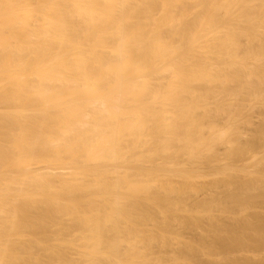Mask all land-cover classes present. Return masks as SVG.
<instances>
[{
	"label": "bare ground",
	"instance_id": "1",
	"mask_svg": "<svg viewBox=\"0 0 264 264\" xmlns=\"http://www.w3.org/2000/svg\"><path fill=\"white\" fill-rule=\"evenodd\" d=\"M260 28H263V30ZM259 30L264 32V0H0V264H154L156 260L158 261L160 258L154 262H151L153 259L150 260V258L152 257V251L156 249L155 243L158 244L157 240L159 241L161 238L162 228L170 224L171 229L176 225V223L174 225L171 221L175 222L177 217L180 220L185 215L188 216V214H185L187 211H193H190L191 208L187 210L189 205L181 203L180 199L179 207H184V205L186 207L187 205L186 208L184 207L186 211L184 208L182 210L183 213L185 212L184 216L181 215V208L179 210L177 205L178 202L175 205H177L176 211L177 213L179 212L180 216H177L176 212L172 210L171 206L174 204V201L171 202L172 198L175 200L174 198L179 194L175 197L172 196L175 195L176 191L183 192L182 190L185 188V186L183 189L180 188L184 183H181L183 185L178 183L179 185L177 186L175 184L174 188L173 185L170 186V184L176 183V180L170 179L173 175L171 173L173 170L171 169L175 168V165L172 163L176 162L179 165V163L181 164L179 161L182 160V156L187 158L186 156L192 157L195 155L198 157V161L200 158L201 161H199L200 163L193 162V164L195 163V166L197 164L201 165L203 160L202 151L205 152L207 160L209 159L207 157H211L213 154L215 156V152L211 156L208 155L213 152V149L215 150V145L219 144V141L222 142V138L226 136L222 134V127L224 126L221 123L223 121L221 122L220 118L219 120L217 119L216 112L220 110V112L227 113L225 111L228 109L224 111L225 105L224 107L222 106L223 109H219L220 107L214 105H219L223 101L219 98L224 91L221 88L225 84L227 88L229 87L227 84H232L229 87L231 89V86L234 84L238 85L241 83L238 86L242 87L244 91V86L246 85L247 87V83L249 82L250 87L254 81L253 88L251 87L250 90L247 88L251 91L259 82L264 83L263 80L260 81L264 79V77L261 78V75L264 74V67L259 66L261 63L264 64V58L261 57L264 54L262 53L264 47L263 49L261 48L262 45L259 47V49H262L259 50L262 53H260V56L257 55L259 54L257 53L259 52L257 51L258 48L255 49V46L258 47L259 43L262 44L264 40L261 38L264 34H261L263 32L260 33ZM243 39L248 40L247 42L245 41L248 46H252V43H254L252 46L254 50L251 47L248 49L246 46V52L244 50L240 52L241 42L245 43ZM255 40L262 42H255ZM251 41L253 42L251 43ZM241 49L243 48L241 47ZM258 57L263 58L260 59L261 63L259 59L256 63V58ZM250 58L251 61L255 60V66L254 64L247 63L250 61H246V59ZM257 65L260 68L254 71V67ZM231 67H235L233 71H236L237 74L240 75V73L246 72L248 76L242 75L243 82L241 81V77L239 82L237 79H234ZM236 68L237 70H234ZM228 69L232 71V75ZM252 70L261 73H259L260 75L257 73L260 76V80L257 78L258 83L256 82V78L255 80L253 79L258 76L256 73H254L255 76L252 75ZM237 71L241 72L238 73ZM226 73L233 76V79L231 80V77L227 76ZM237 74L235 78H239ZM250 74L254 77L252 78ZM248 78L251 79L248 80ZM245 79L247 83H245ZM234 80L237 82H233ZM215 83L217 85L219 83V86L222 87H216ZM242 84L243 86H241ZM260 84L259 87L256 86V91L260 88ZM195 85L199 86V89ZM218 87L219 93L222 92L220 93L221 95L218 94V91L216 92ZM233 88H235V85ZM261 89L262 87L260 91H264V84L263 89ZM226 91L230 93L232 89H225L223 93L225 97ZM233 91H236V93L233 92L234 94L230 93V95L235 96V94H239L237 92L241 94V89L239 91L236 88ZM256 91L251 92L253 95L263 98L262 92L259 95L258 92L260 91ZM251 92L248 93L250 94L249 96L252 95ZM254 92L256 93L254 94ZM208 96L213 97L212 102L214 104L208 100L210 98ZM230 97L226 98L230 99ZM232 97L229 101L233 98L235 100L237 96ZM215 99L217 101L220 100V103L219 101L215 103ZM255 99L258 101L257 97ZM262 100L259 102H264V98ZM210 102L218 109L214 107L216 109L214 110L212 107H208V105H211ZM226 102L224 99L223 103L226 104ZM256 104L260 105L258 102ZM206 106L208 112H206ZM226 106H228V103ZM229 107H233V104ZM209 108H212L214 112L216 111V115L213 113L210 115ZM239 108L241 109L242 107ZM239 108L237 111H239ZM211 110L210 112H213ZM237 111L235 110L233 113ZM240 111L242 113L243 110L241 109ZM205 114L209 115V117ZM219 114L218 116H222L221 119L224 120L225 116ZM236 114L241 116L240 112ZM201 115H205V118H209L210 120L212 115H215V118L213 116L215 120L211 121V127L209 126L211 133H209L208 129L205 131L204 128H207L209 124L204 125L202 123L207 122V120L204 117L201 118ZM229 115L230 118H233L231 114ZM239 116L237 117L240 118ZM235 117L233 118L234 120L227 117V120H233V122L224 121L223 124L226 122L230 124L241 120L237 119V117L236 120ZM203 118L204 120L200 122V119ZM245 118L247 119L246 116ZM216 120L221 122L218 124L220 129L215 124L218 121L214 122ZM212 122L217 127H213ZM229 124V127L236 128L237 123L235 126L233 124H230V126ZM229 127H224L226 130H223L224 133L228 134L230 131H233ZM237 128L234 129V133L235 131L237 132ZM188 129L191 130V135ZM241 129L240 132H242ZM184 130L186 132L188 130L189 132L184 133ZM207 131L210 135L204 133ZM212 133L216 135L217 139L220 136L222 138L217 141V139L215 140V136L212 137ZM230 133L233 135L228 134L231 136V138L229 136V142L232 145V137H235L234 135H237V133ZM208 135L212 138L210 139ZM224 139L226 138L224 137ZM226 140L223 142H227ZM238 144L240 143L238 142ZM226 145H228V142ZM233 146L236 148L235 145ZM228 148L230 150L233 149L231 147ZM210 150L212 151L209 153ZM233 150L232 153L228 152L232 156H236V153L238 155L239 152H242L238 151V148ZM206 152L209 154L207 155ZM181 153L182 156L180 157ZM258 154L255 156L258 157ZM242 155L244 156V154ZM195 156L192 158L196 159ZM241 157L240 155V160ZM164 158L166 159L164 160ZM173 159L180 160L174 162ZM206 159L204 158L203 164L207 161ZM216 159H213V162H220L214 161ZM232 159L234 160V157ZM189 160L187 161L189 162ZM220 160L223 161V159ZM227 160L226 164L224 161L222 162L225 166L219 167L223 169L227 167L226 165H229ZM171 161L173 162L171 163ZM235 163L234 161V166ZM168 164L170 169L166 167ZM193 164L191 166H194ZM172 165H174L173 168H171ZM237 165L239 166L240 164L238 163ZM229 166L231 169V164ZM179 167L177 166L178 169ZM255 167L257 166L255 165ZM221 168L218 170L223 175V169ZM165 169H168V172ZM197 170L196 168V172ZM229 171L227 170V172ZM192 172L194 174V171ZM192 172L184 171V174L180 173L181 178L185 176L182 181L189 183L192 180H196L195 178L200 179V173L198 174L199 178L193 177L192 179V176H194ZM256 172L258 171L256 170ZM247 173H244V176ZM230 174L227 176L226 172H224L225 178L228 177L227 181L230 179ZM250 174L253 175L252 172ZM208 175L206 177L210 178ZM260 175L258 176L261 177L262 175ZM258 176V179L254 176L252 178L254 177L255 180H258L259 183L256 182L260 186L262 184H260L261 181ZM212 177L214 178V173ZM247 177L251 179L250 175ZM186 178L188 180L185 181ZM225 178L224 180H226ZM238 178H240V181L242 180L240 174ZM243 178L244 180L246 179L245 177ZM216 179L217 177L215 181ZM171 180L173 181L169 184ZM247 180L246 182H248ZM251 180L250 182L252 183ZM261 180H264V177ZM162 181L166 183L162 186L164 188V190L162 189L164 191L163 196L166 197L167 194L170 196L166 198H168L167 201L171 199L169 200L171 203L168 202L171 205H166V198H161L163 196L158 199L162 192V190L160 191L161 187H159L162 185ZM165 181L168 182L170 187ZM227 181H224V183ZM246 182H243V184ZM250 182L249 184H251ZM217 183L219 184L218 179ZM247 184H244V187H247ZM191 185L190 187H192ZM229 185L236 186L233 184ZM241 187L243 186L241 185ZM175 188L179 190L175 191ZM156 189H159V194L156 193V191L158 192ZM250 189L251 187H249ZM229 190L230 192L232 191L231 189ZM233 191L235 190L233 189ZM170 192H173L174 195H171ZM211 192L210 195L212 194V197L209 194L207 196L213 199L215 193ZM239 192L242 193V189L238 191V194ZM255 192L257 193V191ZM260 192L259 194L258 191L259 195H255L258 198L260 196L264 200V190ZM254 193L253 197L249 196L252 199L248 197L251 203L245 200L248 206H250L249 204L254 205V207L256 205L254 202L258 198L255 197V200H253ZM181 194L183 195L185 192ZM238 194L236 193L235 196ZM246 195H249V193ZM179 196L181 198L184 197V195ZM185 198L187 200L188 197L185 196L183 198L184 202ZM237 198L233 196L229 199L231 201L228 202L234 203L232 199L237 201L239 200ZM241 198H243L242 195ZM244 199H247V197ZM244 199H241V201L243 200L242 203H244ZM204 200L205 198L201 202L198 200L203 204L199 205L198 203V205L204 206L207 210L209 208H206L204 205ZM213 200L216 201V199ZM213 200H209L208 198L207 201L210 204H208L209 202L206 203L207 201L205 203L209 207L212 204L214 208L213 203L216 205V202L211 203ZM146 202L147 205L149 203L151 208L146 206ZM157 202H160L161 206ZM246 202L245 205H247ZM155 204L160 206H157L160 209L158 211H161L159 212L160 214H166V210L170 213L169 208L171 207V214L175 213L177 216L169 214L171 218L174 217L170 221L171 218L169 219L167 214V216L163 215L165 218H168H166L167 223H165L164 217L161 220L167 225H160L162 222L158 221L161 230L159 229L160 233L158 232L160 235L158 236L157 234L160 238H157L155 235L156 241H154V234L156 232H153L158 229V225L155 226L160 216L157 207L155 211L159 215H157L158 219L151 220L153 224L149 223L151 218H157L155 217V212L151 213L153 211L151 209H154ZM228 204L226 205L229 207L225 205L224 207L221 206L222 209L229 208L228 210L224 209L223 212H226V210L230 212L232 208L234 210L239 208V206L237 208L235 204H232L234 207L232 206L230 209L231 205ZM241 204L240 207L246 208L243 207L245 205L242 206ZM221 208L219 210H222ZM198 209H201V207L196 210ZM212 209L208 210L209 216ZM255 209L257 210V208ZM203 210L201 209V211ZM198 212L199 215L207 213V211L205 213L196 211L195 213ZM189 215L191 216L190 213ZM197 218L190 217L189 221L190 219L191 221L192 219L196 221ZM258 218L255 217V220ZM179 220L177 221L180 226L181 222L186 223L187 221L186 219H183L184 221L180 220L181 222ZM189 221L188 223L191 225ZM195 221H192V226ZM148 223L154 225V228L150 226V230L146 231L147 228L145 227L146 230H144V225L148 226ZM188 223H186V226ZM230 223L229 226H232L233 222ZM246 223H243L244 229L247 225ZM226 224L225 222L224 225ZM236 225L240 227V224ZM258 225L257 228L263 226L264 219L262 225L259 223ZM176 226L174 228L177 231L179 227ZM220 226L216 227L220 228ZM227 226L228 224L226 225V229ZM254 226L256 227V225ZM136 227H139V229ZM234 227L232 226V229ZM167 228H163L164 230L162 231L164 232ZM257 228L255 229L257 230ZM261 228L263 230V227ZM136 229L138 233L135 231ZM234 229H236L234 230V235L236 231H240L238 230L240 228ZM241 229L243 230L242 227ZM246 229L245 235H247L246 232L248 231ZM175 230L172 228L170 232L174 231L173 233L175 234ZM211 230H213L212 232L215 230L217 233L221 231L220 234L212 233L219 235L220 238L226 233H223L222 229H215L214 227ZM259 230L258 234L256 233L257 235H259ZM228 231L231 233L230 230ZM253 232V236H250L251 239L255 236V231H250V233ZM263 232L261 231V235L264 236ZM133 233H136L137 236ZM139 233L142 236H138ZM165 233L166 231L161 235L163 238L160 241L163 240L160 243V249H162L161 247L163 249L160 251L165 250L164 247H167L168 244L171 247L170 243H167L169 239H166L169 236H165L166 240H164ZM173 233L169 234L172 235ZM169 234L167 233V235ZM174 234L172 237L170 236L173 238H170V240L174 241L175 237L173 236L179 233ZM226 234L227 239L230 241V237L228 238L229 233L227 232ZM239 234L238 236L237 234L236 236L233 235L234 237H232V233L229 235L232 237L231 240L238 237L243 241L242 237H247L242 235V233L241 237ZM214 235L210 236L214 237ZM257 235L254 239H257ZM179 236L177 237L180 242L177 241L183 245L181 242L183 238ZM219 236L215 237L221 243V240H224L225 236L221 240L218 238ZM186 239L184 240L186 241ZM170 240L169 242H171ZM261 240H254V242L261 246L264 243ZM173 241L171 243L175 244ZM215 241L214 245H217L218 243ZM226 241V239L223 241V246L226 244ZM229 241L227 243H230ZM233 241L231 242L233 243ZM236 241L238 242V240ZM249 241L247 240V243L244 244L248 245ZM251 241L249 242L250 246H252ZM240 243L241 241H239ZM255 243L252 242L253 246ZM165 244L167 245L164 246ZM234 244V247L238 250L237 246L239 248V244ZM242 244L239 250L243 248ZM190 245H193V242L192 244L190 242ZM194 245L196 247V244ZM221 245H217L221 247V250H228L230 248V245L226 244L228 249L225 246L222 249ZM200 246L196 247L198 252L195 248H191L193 252L198 254L201 252L199 250ZM217 246L215 247L217 248ZM250 246H244L246 248L245 251H248L247 248ZM153 247L154 250H151ZM157 247L159 246L157 245ZM261 247L263 248V246ZM261 247L251 249L250 251L261 250ZM191 248H188L190 253H192ZM245 248H243V252ZM188 249H185V252ZM203 249L201 250L204 251ZM205 249L207 251V248ZM147 251L150 253V258L146 253ZM167 251L169 252V250ZM167 251L164 252L167 253ZM181 251L184 255V250ZM181 251L178 252L181 254ZM156 252L155 255L153 254L155 258L159 255ZM206 253L200 254L204 257ZM180 254H177V258L173 254V257L178 259V261L175 258H173L175 260H172V257L166 258L165 261L171 263L172 261H175V263L177 261L182 264V261L185 259L182 257L186 254L184 256H180ZM210 254L211 257L212 253L210 252ZM162 256H165V254ZM178 256L180 259L182 258L181 261H179ZM189 256L187 259H189ZM194 256L190 257L193 259L198 258H194ZM234 257L236 258V256ZM247 257L249 258V256ZM260 258V261H262L264 257L260 256ZM162 259L164 258L162 257ZM190 260L185 259V262H194ZM239 260H235L237 264ZM255 260L257 262V259ZM160 261H162V263L160 262L161 264H165V261L161 259ZM256 262L254 261L255 264ZM175 263L173 262L172 264ZM234 263L236 262L230 264ZM254 263L252 262L251 264Z\"/></svg>",
	"mask_w": 264,
	"mask_h": 264
},
{
	"label": "rangeland",
	"instance_id": "2",
	"mask_svg": "<svg viewBox=\"0 0 264 264\" xmlns=\"http://www.w3.org/2000/svg\"><path fill=\"white\" fill-rule=\"evenodd\" d=\"M260 29L263 30V28H260ZM262 30H261V31L259 30V32H260V33L263 32ZM261 34H264V32L261 33ZM263 37H264V36H262L261 38L264 39ZM259 39H260V38H259ZM243 41H244V42H245V41L247 42L248 40H244V39H243ZM256 41L259 42L260 40H259V41H258V40H255V42H256ZM246 42H245V43H242V42H241V47H242L243 49H241V47H240V48H239V49H240V50H239L240 52H241V50H244V51L246 52L245 49H247V47H248V49H250V47H251V48L254 50V47H252V46L254 45V43H252L253 41H251L252 46H248V44H247ZM260 42H262V41H260ZM263 42H264V40H263ZM263 42H262V44L259 43V46H258V47L255 46V47H256L255 49L258 48L257 51L263 49V47H264V43H263ZM242 44H243V45H242ZM249 44H250V42H249ZM255 45H256V43H255ZM257 45H258V44H257ZM260 45H262V46H261L262 49H259ZM244 46H245V47H244ZM246 46H247V47H246ZM250 51H251V50H250ZM263 51H264V49L262 50V53H264ZM242 53H243V51H242ZM257 53H259V54H257L258 56H260V55L262 54L260 51L257 52ZM260 53H261V54H260ZM243 54H245V53H243ZM263 55H264V54H263ZM263 55H261V57L264 58ZM263 58H259V57L256 58V60H257L256 63L258 62V59H259V61H260V59H263ZM247 60L250 61V62H247L248 64H249V63L254 64V61H255V60H254V61H251V58H250V59H246V61H247ZM252 60H253V57H252ZM252 62H253V63H252ZM262 62H263V61H262ZM256 63L254 64V66L256 65ZM260 63H261V61H260ZM260 63H259V64H260ZM251 64H250V66H251V68H252V65H251ZM261 64H262V63H261ZM261 64H260L259 66H260V67H261V66L264 67V64H262V65H261ZM259 66L257 65L256 67H254V71L259 70V69H257V68H260ZM231 68H232V67H231ZM233 68H235V67H233ZM233 68L231 69L232 71H233ZM255 68H256V69H255ZM229 69H230V68H229ZM229 69H228V71H231V70H229ZM252 69H253V68H252ZM262 69H263V68H262ZM234 70H237V68L234 69ZM228 71H227V73H229ZM232 71L230 72V74L232 73ZM252 71H253V70H252ZM254 71L252 72L253 74H252V73H251V74L255 76L254 73H256V75H257L258 77H254V76H253V77H254V78H253V77L251 76V74H250V76H251L254 80H255V78H256V79H257V78L259 79V77H260L259 75H260L261 73L259 72V73H260V74H259L258 71H257V72H254ZM237 72H238V71H237ZM240 72H241V71H239L238 73H240ZM227 73H226V75L229 76V77H231L230 79L232 80V79H233V78H232L233 76H231L232 74L229 75V74H227ZM235 73H236V71H233L234 79H237L238 81H239L240 77H241V81L243 80V79H242V78H243L242 75H244V76H245V75L248 76L246 72H245L246 74H245V73H243V74L240 73V75L236 73L237 76L239 75V78H237V77L235 78V76H236ZM257 73H258L259 75H258ZM246 76H245V77H246ZM250 76H249V77H250ZM245 77H244V78H245ZM262 77H264V74L261 75V78H262ZM249 79H251V78H248V80H249ZM258 79L256 80L257 83L259 82ZM231 80H230V81H231ZM245 80H246V79H245ZM245 80H244V82H245ZM259 80H260V79H259ZM262 80L264 81V79H261L260 81H262ZM251 81H252V80H251ZM251 81H250V82H251ZM233 82L236 83L237 81L234 80ZM233 82H231V83H233ZM239 82H240V81H239ZM242 82H243V81H242ZM245 83H247V80H246ZM260 83H261V82H259V84H260ZM233 84H234V83H233ZM240 84H241V83H240ZM240 84H238V85L240 86ZM243 84H244V83H243ZM243 84H242L241 86H243ZM253 84H254V81H253L252 85H253ZM259 84H257V85L255 84V85L259 87ZM263 84H264V83H261V84H260V88L262 87V89H263ZM199 85H200V84H199ZM214 85L217 87V86H219V83H218V85H217L216 83H215ZM230 85H232V84H230ZM230 85L227 84V86H229V87H230ZM234 85H235V88H233ZM234 85L231 86V87H232V88H231L232 91H230V93H231V94H232L233 92L236 93V91H233V90H234V89L236 90V88H237V90L239 89V91H240V89H241V94H240V92H237V93H239V94H235V96H233V95H230V93H228L227 91L225 92V94H226V97H230V96H231V97H232V96H233V97H236V96H237V97L235 98V100H237V99L239 98L240 100H239V99L237 100L238 103H237V101H236L235 103H233V102L235 101L233 97H232L233 99H232L231 101H229V100L231 99V97H230V99H228V98H226L225 95L223 94L224 91H225V89L231 90L229 87H228V88L226 87V84H225V86H223V87H222V86H219V87L224 88V89L221 88V90H224V91H223V93H222V92H220V93H222V96L224 95L223 97H225V98H223V97L221 96V97L223 98V99H222L219 95H218V97H220L219 99H220L221 101H222V100L224 101V99H225V102H226V100H227L226 104L228 103V106H226V104H224L223 101L220 103V100H218L219 103H220V104H219L220 106H219L218 104H214V103L212 102V101H213V97H212V96H208V98L210 97L208 100L211 101L215 106L220 107L219 109H223L222 106L224 107V105H225L226 109H225V107H224L223 110L225 111V110L228 109V110L225 111V112L231 114V117H233V118H234L236 115L239 116V114H236V113H239V112H240V115L243 116V117L239 116L240 118H238V117L236 116L237 119H239V120L241 119V120L238 121V120L236 119V117H235V119L237 120L236 122H234L235 124H234V123H230V124H233L234 126H235L236 123H237L236 128L238 127L239 129L237 128V132L235 131V133H234V129H236V128L234 127V129H233L232 127H229V126H228L229 122H226V123H228L227 125H225L226 123L223 124L224 121H230V120H227V117L230 118V115H229V114L224 113V112L221 111L222 113L225 114V115H224V114H222V113L220 112V110H219L220 114H222L223 116H225V119L222 120V119H221L222 116H220V117L218 116L219 112H216V111H215L216 114H217V117H218L217 119L219 120V118H220L221 122H222V121H223V122L221 123V122H219L218 120L214 121V122H217V121L219 122V123H218V122L215 123L216 125H218V124L221 123L225 128H228V127H229V128H231V129H233V131H230V132H232L233 134H236V133H237V135H234L235 137H232L231 142H233L232 145H235V147L238 148V151H242V152H239L238 155H237V153H236V154H235L236 156H234V155L232 156V154H229L230 152L232 153L233 151H236V150H233V149H236V148H234V146L232 147L231 143L229 142V141H230L229 136L232 135V134H231L230 132L228 133V134H230V135H228L226 132H225V133H226V134H225L224 131H223V130H225V128L221 126V127L223 128V129L221 128V129H222V134L228 136V137H226V136H224V137H225L226 139H229V140H226V139H224V137L222 138V137L219 135L220 138H222V142L219 141V144H216V142H215V144H216V145H215V146H216V147H215V150H216V151L212 148V149H213V152H211L212 150L209 151V153L211 152L210 154H209L208 152H206L207 155L209 154L208 156H211V155L215 152V156H213V155H214V154H213V155H212L213 157H212V156H211V157H207V158H209L208 160L206 159L205 152H203V151L201 152V153L203 154V156H205V157L202 156V158H203V160H202V162H201L202 167H201L200 164H199L200 166H199L198 164H197V166H199V167L202 168V169H200L199 167L195 166V165H196L195 163L193 164V162L200 163L199 161H201V160H200L201 158H200L199 161H198V157H196L195 155H194V156L196 157L197 160H196L195 158H192V157H194V156H192V157L186 156L187 158H185V156L183 157V156H182V153H181L180 157L182 156L183 158L181 157L182 160H180V159H179L180 161L178 160L179 162H181V164L179 163V165L175 162V161H177V160H174V159H173L175 163H172L173 161H171V163L175 165V168H177V166H178V167H179L180 165H181V166L179 167L180 171H178L179 169H178V168H177V169L173 168L174 165H172L171 168H173V169H171V170H173V172L171 171V173H173L172 176H173L174 178L171 176L170 179H173L174 181L176 180V183L170 184V183L173 181V180H171V181L169 182L170 186L173 185V188H174V185H175V184H176L175 186H177V185H179V184H180V185H183V184H181V183H184V185L181 186L180 188L183 189L184 186H185L186 189L184 188V189L182 190L183 192H181V191H176V190H179V189H178V188H175V191H176L175 195L173 194V192H170V193H171V195H174V196H172V197H175L177 194H179V195H181V196L184 195V197H185V196L188 197L187 200H186V198H185V202H184V199H183L184 197L181 198L179 195H177L178 197L176 196L177 198H176V197L174 198L175 200H177L176 202H175V200H173V198L171 197V198H172V201H171V202L174 201V202H173L174 204L172 203L173 205L171 206V207H172V210H174L173 212H176L177 216L179 215V214H178L179 212L177 213L176 209H177V205L179 204V202H180V200H181V203L183 202L184 204H188V205H189V206H188L189 208H187V210H188V209L190 210V208H191L190 211H192V210H193V211H192V212L187 211L186 213L184 212L185 214H188V216H187V215L184 216V213H183L182 210H183V208L185 207V205H184V204H180V205H182V206L184 205V207H181V206L179 207V205H178L179 210H180V208H181V213H182L181 215L184 216V217L181 216L182 218H181L180 220H181V221H184L183 219H186V220H187L186 223H188L190 217H191V218H194V219H196V217H198V218H197L196 221H195L194 219H192V221H195L193 226H192L193 222L191 221V219H190V221H189V222L191 223V225H189V223H188L187 226H186V223L184 222L185 225H183L184 223L181 222V221L179 220V218L176 216L175 213H172V214H173L174 216H176L178 219L175 217V218H176V219H175L176 221H175V220H174L175 222L171 221L172 218L174 219V217L171 218V215H172V214H171V211H172V210H171V207L169 208L170 213L168 212V210H166V214L168 215V218H169V219L171 218L170 221H171L172 223H174V225H175V223H176V225L179 224V222H178L177 220H179V221L181 222V226H180V224L177 225V226L175 225L176 227H179V228H177V231H176L175 228H174L175 226L172 225V226H174V227H172L173 230H175L176 233H179L180 236H179V234H177L176 236H173V237H175L174 241H173V240H170V238H171L172 235L174 234V233H173L174 231H173V232H170V231L172 230V228L170 229V227H171L170 224H169L168 226H166V227L169 228V230H168V228H167V230L165 229L166 233L164 234V240L169 239L171 242H172V241L175 242V244L169 242V240H168L167 243H170L171 247L169 246V244H168V245L165 244L164 246L167 245V247H170V248H172V249H170V248H169V249H166L167 247H164L165 250L160 251V250L163 249V247H161L162 249H160V243H161V241L163 240V239H162V240L160 241V239L163 238L161 235H163V233L165 232V231L163 232L162 230H164L163 228H166V227H163L162 230H161V229L159 228V227H160L159 224L162 222L160 225H162V224H163V226L167 225V224H165V223H167V219H168V218L166 217V218H167V219H166V218L163 216L165 213H164V214H160V213H159V212H161V211H158V210H160L159 207H160L161 205H160V202H157V203H159L160 206L155 204V205H154V209H153V208L151 209V210H153L151 213H153V212L156 213V212L158 211V214H159L160 216L156 213V214H155V215H156L155 217H157V218H151V219L149 220V221H150L149 223H152V221H154L153 219H155V220L158 219V216H159V219H160V220H159V219L157 220V224L155 223L156 221L154 222V223H155V226L158 225V226H157L158 229L155 228L157 231H154L153 229H151V230L154 231L153 233L156 232V233L154 234V237H155V235L157 236L158 232L160 233V230H161V235L158 234V236L160 235L161 238L157 236V238H160L159 241H158V240L156 239V237H155V240H154V241L157 240L158 244L155 243L156 247H155V246H154V247H155L156 249L154 250V247H153V249L151 248V250H154L155 252L157 251L156 253H157V254L159 253V255H160V254H162V255L165 254V256H168V257L162 256V255L159 256V255L156 254V255H157V256H156L157 258H155V257L153 256V254L155 255V252L152 251V253H151V254H152V257L150 256V257H151V258H150V257H149V254H150V253H148L149 251H147L146 253H147L148 257L150 258V260L153 259L151 262H154L156 259H159V258H160L161 260L165 261L166 258H171V257H172L171 259H172V260H175V259L177 258V254H178V255L180 254V252H178V251L184 250V251H183V253H184V252H185V249H188V248H191V247L193 248V245H194V244H196V247H197V246H200V244H202V246L204 247V249H203L202 246H200L199 250H200L201 252L198 253L199 255L196 254L195 252H193V249H194V248L196 249L195 245H194V248H193V249L191 248V249H192L191 252H192L193 254L190 253V250L188 249L189 252H187V251H188V250H187V251L185 252L186 255L184 254V255H185V256H184V255L182 254V251H181L180 256L183 255L184 257H182V258H185V259L188 260V261L190 260V258L192 257V255H195L194 258H197V257H198L197 259H193V258H191V260L194 261L193 263H191V262H192L191 260H190V261H191L190 263H188V261H186V262H187V263H186V262H185V259H184V261H182V264H185V263H186V264H194L195 261H196L195 264H228V263L230 264V263H233V262H236V263H234V264H237V261H238L239 259H240V260H239V263H238V264H244V263L246 264L247 262H248L247 264H251L252 262L254 263V261L256 262L255 259H257V262H258V263L262 264V262H263V264H264V258L262 259V261H260V259H261L260 256H261V257H264V243H262V245L260 244L261 246H263V248H262L261 246H259V244H256V243L254 242V240H260V239H262L261 241H264V236L261 235V231H264V225H263V226H260L259 228H257V226H259L258 223H259L260 225H262V221H263V219H264V218H263V217H264V214H263V213H264V200H262V199L260 198V196H259V198H258V196H257V195H259V194L261 193V192H260L261 190H262V192H263V190H264V187H263V186H264V180H261V179H263V177H264V175H263V174H264V122H263V121H264V105H263L264 102L260 103L261 101H263L262 99L264 98V96H263V95H264V93H263L264 91H260V88H258V91H260V92L256 91V89H257L256 86H254V89L256 88L255 90H254V89L251 90V91H256V92H258L259 95H261V92H262V96H263V98H260L261 96L258 97V95H257V96H256V95H253L252 92L249 91L251 87L253 88L252 85L249 87V82L247 83V87H246V85L244 86V87L246 88V89L244 88V91L242 90V89H243L242 87L240 88L237 84H234ZM215 86H214V87H215ZM195 87H197V86L195 85ZM198 87H199V86H198ZM198 87H197V88H198ZM216 87H215V89H217ZM219 87H218V90H216V92L218 91V94H220V93H219ZM247 88H248L249 90H248ZM198 89H199V88H198ZM262 89H261V90H262ZM221 90H220V91H221ZM263 90H264V89H263ZM247 91H249V92H247ZM250 92H251V94L253 95V96L251 95L252 97L249 96L250 94H248V93H250ZM256 92H254V94H255ZM195 93H196V92H195ZM227 93H228V95H227ZM234 93H233V94H234ZM220 95H221V94H220ZM244 96H246V97H244ZM254 96L258 98V101H257V99H255ZM197 97H198V96H197ZM246 98H247V99H246ZM251 98H252V99H255V100H252ZM259 98H260V100H259ZM250 99H251V100H250ZM215 100H216V99H215ZM215 100H214L215 103L218 102L217 100H216V101H215ZM247 100H248V101H247ZM239 101H240V104H239ZM241 101H242V102H241ZM251 101H252L253 103H252ZM255 101L258 102V104H260V105L258 106V105L256 104ZM259 101H260V102H259ZM211 102H210V104H211ZM229 102H230V103H229ZM243 102H244V103H243ZM222 103H223V105H221ZM242 103H243V104H242ZM248 103H250V104H248ZM229 104H230V105H229ZM232 104H233V107H234V108H233V107H229V106H231ZM245 104H246V106H245ZM247 104H248V105H247ZM211 105H212V104H211ZM211 105H208V107H212V108L214 109L215 106H213V105L211 106ZM234 105H235V106H234ZM254 105H255V106H254ZM256 105H257V106H256ZM252 106H253V107H252ZM227 107H228V108H227ZM239 107H242V108H241V109L243 110L242 113H241V111H240L241 109H240ZM243 107H244V108H243ZM245 107H246V108H245ZM254 107H255V108H254ZM212 108H211V109H212ZM215 108H217V107H215ZM235 108H236V109H235ZM238 108H239V111H237ZM206 109H207L206 112H208V108H207V106H206ZM206 109H205V110H206ZM209 109H210V108H209ZM211 109H210V110H211ZM213 109H212V110H213ZM217 109H218V108H217ZM229 109H231V110H229ZM232 109H233V110H232ZM244 109H245V110H244ZM246 109H247V110H246ZM201 110H203V109H201ZM205 110H204V111H205ZM210 110H209V114H210V115H211V113L215 114L214 110H216V109H214L213 112H210ZM212 110H211V111H212ZM235 110H236L237 112H236V113H233V112H235ZM201 112H203V111H201ZM206 112H204V113H206ZM230 112H231V113H230ZM246 112H247V113H246ZM249 112H250V113H249ZM204 113H203V114H204ZM245 113H246V114H245ZM216 114H215V115H216ZM220 114H219V115H220ZM226 114H227V117H226ZM235 114H236V115H235ZM250 114H251V115H250ZM205 115H206L207 117H209V115H207V114H205ZM205 115H204V116L201 115V118H202V117L205 118ZM215 115H212L211 120H210L209 118H205V119L207 120V122H205V123L202 122V121L204 120V118H203V119H200V122H202L204 125L209 124V125H207L208 127H207V126H204V127H207V128H204L205 131H206V129H208L209 133H211V132H210V130H211V128H210V127H211V121L215 120V119H214V118H215ZM228 115H229V116H228ZM233 115H235V116H233ZM248 115H249V116H248ZM213 116H214V118H213ZM245 116L247 117V119L245 118ZM250 116H251V117H250ZM252 117H253V118H252ZM223 118H224V117H223ZM233 118H230V119H233ZM244 118H245V120H244ZM242 119H243V121H242ZM233 120H234V119H233ZM233 120L230 121V122H233ZM214 122H212V124H213ZM260 123H261V124H260ZM215 124H213V127L216 126ZM230 124H229V125H230ZM233 125H232V126H233ZM238 125H239V126H238ZM209 126H210V127H209ZM227 126H228V127H227ZM230 126H231V125H230ZM240 126H241V127H240ZM245 126H246V127H245ZM216 127H217V126H216ZM217 128L220 129L219 125H218ZM241 128H242V129H241ZM186 129H187V128H186ZM212 129H213V128H212ZM240 129H241L242 132H240ZM259 129H260V130H259ZM188 130H190V129H188ZM188 130H187V132H186L185 130H184L185 132H184V131H182V132H184V133H188V132H189ZM202 131H204V130H202ZM208 131H207V132H204V133L207 135V134H209ZM225 131H226V130H225ZM189 133H190V135H191V130H190ZM239 133H240V134H239ZM241 134H242V135H241ZM209 135H210V134H209ZM209 135H208V137H210ZM211 135H212V137L215 136V140L217 139L215 134L212 133ZM239 135H240V136H239ZM232 136H233V135H232ZM237 136H238V137H237ZM212 137H210V139H211ZM240 137H241V138H240ZM220 138L218 137V139H220ZM230 138H231V136H230ZM237 138H238V139H237ZM208 139H209V138H208ZM218 139H217V141H218ZM223 139L226 140V141L228 142V145H226L227 147L225 146V144H227V142H223V141H224ZM213 140H214V139H213ZM238 140H239V141H238ZM246 140H247V142H246ZM234 142H235V143H234ZM236 142H237V144H236ZM238 142H239L240 144H238ZM243 142H244V143H243ZM217 143H218V142H217ZM244 144H245V145H244ZM217 145H218V148H217ZM221 145H222V146H221ZM250 146H251V147H250ZM254 146H256V147H254ZM228 147H231V148H233V149L230 150V148H228ZM239 147H241V148H239ZM248 147H249V148H248ZM252 148H253V149H252ZM254 148H255V149H254ZM228 149H229V150H228ZM239 149H240V150H239ZM242 149H243V150H242ZM205 150H206V149H205ZM232 150H233V151H232ZM257 150H258V151H257ZM260 150H262V151H260ZM199 151H200V150H199ZM206 151H208V150H206ZM223 151H224V152H223ZM248 151H249V152H248ZM250 151H251V152H250ZM228 152H229V153H228ZM236 152H237V151H236ZM243 152H244V153H243ZM247 152H248V153H247ZM184 153H185V152H184ZM199 153H200V152H199ZM225 153H227V154L224 156ZM245 153H246V154H245ZM251 153H252L254 156H253ZM258 153H259V154H258ZM196 154H198V153L196 152ZM217 154H218V155H217ZM219 154H221V155H219ZM233 154H234V153H233ZM242 154H244V156H243ZM248 154H249V157H248ZM256 154H258L259 156H258V157L255 156ZM183 155H186V154H183ZM222 155H223V157H222ZM240 155L242 156V157H241V160H240ZM237 156H239V157H237ZM162 157H163V156H162ZM165 157H166V156H165ZM180 157H178V158H180ZM216 157H217V159H216ZM220 157H221V158H220ZM226 157H227V158H226ZM228 157H229V159H228ZM230 157H231V159H230ZM232 157H234V160L232 159ZM159 158H160V157H159ZM167 158H168V157H167ZM174 158H175V157H174ZM204 158H205L207 161L204 162V164H203V161H205ZM210 158H211V160H210ZM224 158H225V160H224ZM242 158H243V159H242ZM165 159H166V158H164V160H165ZM189 159H190V160H189ZM192 159H193V160L195 159V160L193 161ZM213 159H216V160H214V161H220L221 164H220V162H213ZM218 159H219V160H218ZM220 159H223L224 163H225L226 160L228 159L227 161H228L229 165L231 164L232 168H234V167H235V168L232 170V168L230 169V166H229V165H226V166H227V167H225L226 170H225V168L223 169V168L219 167V166H222V167L225 166V165L222 163L223 161L220 160ZM237 159H238V161H237ZM259 159H260V161H259ZM262 159H263V160H262ZM183 160H184V161H183ZM187 160H189V162H188ZM230 160H231V161H230ZM248 160H249V161H248ZM251 160H253L255 163H254L253 161H251ZM178 161H177V162H178ZM208 161H209V162H208ZM234 161L236 162V163H235V166H234V164H233ZM240 161H241V163H240ZM242 161H243V162H242ZM262 161H263V162H262ZM182 162H183V163L185 162V163H184L185 165H184ZM190 162H191V163H190ZM232 162H233V163H232ZM246 162H247V163H246ZM186 163H189L190 165H189V164H186ZM228 163H227V164H228ZM238 163H239L241 166H240V165L238 166V165H237ZM169 164H170V163H169ZM169 164H168V166L166 165V167H167L168 169H170ZM182 164H183V166H182ZM191 164H193L194 166H191ZM212 164H213V165H212ZM225 164H226V163H225ZM258 164H259V166H258ZM187 165H188V166H187ZM255 165L257 166V167H255L256 169L254 168ZM154 166H157V165H154ZM215 166H216V167H215ZM228 166H229V169H228ZM247 166H248L249 168H248ZM181 167H182V168H181ZM185 167H186V169H185ZM192 167H193V168H192ZM212 167H213V169H212ZM217 167H219V168L225 170V171L222 170V172H223L222 174H223V175L220 174L221 171L219 172V170H218L219 168H217ZM246 167H247V168H246ZM259 167H260V168H259ZM155 168H156V167H155ZM157 168L159 169V167H157ZM189 168L192 169V170H190ZM196 168L198 169L197 172H196ZM215 168H217V169H215ZM236 168H237V169H236ZM258 168H259V169H258ZM158 169H157V170H158ZM168 169H165V170H167V172H168ZM183 169H184V170H183ZM194 169H195V170H194ZM221 169H220V170H221ZM239 169H240V170H239ZM174 170H177V171H174ZM199 170H202V171H199ZM213 170H214V171H213ZM227 170H228V171L230 170V171L227 172ZM231 170H232V171H231ZM244 170H245V171H244ZM247 170H248V173H247ZM256 170H257L258 172H256ZM159 171H160V170H159ZM162 171H164V170H162ZM162 171H161V172H162ZM182 171H183V172H182ZM184 171H188L189 173H190V171H191V172L194 171V174H193V172H192V175H194V176H192V179H193V177H194V178H195V177H198V178H199V175L202 177V178L200 177V179L195 178L196 180H192V181H190V182H193V181L195 182V181H197L196 183L198 184V186H197L196 183L193 184L194 182H193V183H190V182L188 183V182H184V181H182V179H184L185 176L183 175V176H184V177L182 176L183 178H181L180 176H181V174H184ZM198 171H199V172H198ZM203 171H204V172H203ZM209 171H210V172H209ZM161 172H160V173H161ZM164 172H165V171H164ZM178 172H179V173H178ZM205 172H206V173H205ZM211 172H212V173H211ZM217 172H218V173H217ZM224 172H226V175H227V176H228L229 173H231L230 176H229L231 180L228 179V181H227V178H228V177L225 178L226 175H224ZM233 172H234V173H233ZM236 172H237V173H236ZM242 172L247 173V174L244 176V173L241 174ZM251 172H252L253 175L250 174ZM253 172H254L255 174H256V173H260L262 176H261L260 174H256V176H255V174H254ZM180 173H181V174H180ZM199 173H200V174H199ZM201 173H203V174H201ZM208 173H209V175H208ZM213 173H214V178L212 177V176H213ZM227 173H228V174H227ZM238 173L240 174V177L242 178L241 181H243V182H246L247 178H249V180H247L248 182H246V183H248V184H247V187H244V186L246 185V183H244V184H245V185H244L243 182L240 181V178H238V177H239V174H238ZM158 174H159V173H158ZM198 174H199V175H198ZM211 174H212V176H211ZM215 174H216V175H215ZM217 174H218V175H217ZM176 175H177V176H176ZM202 175H203V176H202ZM207 175L210 176V178H209V177L207 178V177H206ZM219 175H220V176H219ZM249 175L251 176V179H253L254 181L251 180L250 177H247V176H249ZM258 175H260L261 177H259ZM233 176H234V178H233ZM242 176L245 177V178L247 177V178L244 180V178H243ZM252 176H254V177H256V178H257V176H258V177L260 178V181H261L260 184H262V185L258 186V185H259V184H258V183H259L258 180H255L254 177L252 178ZM203 177H206L207 179H206V178H203ZM216 177H217V179H218L219 184L217 183V179H216V181H215V178H216ZM219 177H220V178H219ZM223 177H224L226 180H224ZM177 179H178L179 181H178ZM212 179H213V180H212ZM236 179H237V180H236ZM257 179H258V178H257ZM186 180H188V179L186 178L185 181H186ZM222 180H223V181H222ZM238 180H239L240 183L238 182ZM250 180L252 181V183L250 182ZM181 181H182V182H181ZM213 181H214V183H213ZM224 181H227V182H225V183H227V184H225ZM231 181H232L233 183H229V182H231ZM256 181H257L258 183H257ZM262 181H263V183H262ZM162 182H163V181H162ZM165 182H167V181H165ZM201 182H202V183H201ZM220 182H221V183H220ZM237 182H238L239 184H238ZM249 182H250L251 184H249ZM178 183H179V184H178ZM241 183H242V184H241ZM163 184H166V183L163 182L162 185L159 186V187H161V189L158 187V188L160 189V191H161L162 189L164 190V188H162ZM167 184H168V182H167ZM169 184H168V186H169ZM185 184H186V185H185ZM187 184H188V185H187ZM190 184H192L191 186H192V187L194 186V187H193V188L190 187ZM203 184H204V185H203ZM206 184H207V185H206ZM210 184H211V185H210ZM216 184H218V185H216ZM229 184H233V185H236V186H230ZM237 184L239 185V187H237V186H238ZM254 184H255L257 187H256ZM257 184H258V185H257ZM241 185L244 187V189H243V187H241ZM164 186H166V185H164ZM170 186H169V187H170ZM196 186H197V187H196ZM208 186H209V187H208ZM210 186H212V187H210ZM217 186H218V188H217ZM248 186L251 187V189L254 188L255 191H257V193L254 191V189H252L253 192H252L251 189L249 190V187H248ZM254 186H255V187H254ZM187 187H188V189H187ZM200 187H201L202 189H201ZM204 187H205V188H204ZM215 187H216V188H215ZM234 187H235V188H234ZM261 187H263V188H262V189H259V188H261ZM195 188H196V189H195ZM197 188H198V189H197ZM211 188H212V190H211ZM214 188H215V189H214ZM219 188H220V189H219ZM237 188H238V189H237ZM240 188L242 189V193L245 194V195H243L241 192H239V194H238V191H241ZM256 188H257L258 190H257ZM159 189H156V190H158V192L156 191L157 194L160 193V192H159ZM192 189H194V190H192ZM229 189H231L232 191L230 192ZM233 189H234L235 191H237V192L233 191ZM245 189H248V190H245ZM154 190H155V189H154ZM163 190H162L163 193L161 192L162 195L160 194V196H159L158 199H160V197L164 195V191H163ZM180 190H181V189H180ZM184 190H186V191H184ZM215 190H216V191H215ZM172 191H174V190H172ZM187 191H189V192H187ZM204 191H205L206 193H205ZM211 191L213 192V194L215 193V194L213 195V196H215V197H213V199H216V201L213 200L212 198H210V197H212V194L210 195V192H211ZM217 191H218V192H217ZM220 191H222V192H220ZM246 191H250L252 194H251L250 192H246ZM258 191H259V194H258ZM177 192H178V193H177ZM179 192H180V193H179ZM184 192H185V194L182 195L181 193H184ZM186 192H187V193H186ZM194 192H195V193H194ZM198 192H199V193H198ZM212 192H211V193H212ZM234 192H235V193H234ZM254 192H255V193H254ZM170 193H169V194H170ZM188 193H190V194L188 195ZM229 193H230V194L233 193V195H231V196H232V197L234 196V197H236V198L238 197L239 200L235 201V200H234L235 198H234V199H232L234 203H232V202H231V203L228 202V201H231V200H229V199L232 198V197L230 196ZM236 193H237L238 195L235 196ZM240 193H241V194H240ZM247 193H249V195H246ZM253 193H254V195L257 194V195L254 196V199H253V200H255V197H257V198L260 199V201H262V202L258 201V199L256 198L257 201L254 202V204H256L255 207H254V205L252 206L251 204H249L250 206H252V207L250 208V206H248V203H249L251 200L248 199V197H249V196H252V197H253ZM157 194H156V195H157ZM198 194H199V195H198ZM208 194L210 195V197L207 196ZM226 194H227V195L229 194V195L227 196ZM204 195H205V196H204ZM241 195L243 196V198H241ZM165 196H166V195H165ZM167 196L170 197L168 194H167ZM167 196H166V197H167ZM201 196H202V198H201ZM225 196H226V197H225ZM244 196H245V197H244ZM166 197L163 196V197H161V198L164 199V198H166ZM196 197H197V198H196ZM206 197H208L209 200H210V199L213 200L211 203L216 202L217 207H216V205L213 203V206H214L215 209L212 207V204H211L210 207L206 204V203L209 202V201H207L208 198H206ZM223 197H224V198H223ZM228 197H231V198L227 199ZM246 197H247L248 200H247V199H244V198H246ZM204 198H205V200H204L203 203H204V205L206 206V208H209V209H207V210L205 209L204 206H203V207H202V206H199V205H203V204L200 203V202H201V200H203ZM238 198H237V199H238ZM240 198H241V199H244V203H242L243 200L241 201ZM249 198H251V197H249ZM163 199H162V200H163ZM167 199H168V198H166V203H167L166 205H171V204H169V203H171V202L169 201V200H171V199H169L168 201H167ZM179 199H180V200H179ZM182 199H183V201H182ZM189 199H190V200H189ZM224 199H225V200H224ZM251 199H252V198H251ZM198 200H200V202H199ZM245 200H246L248 203H247ZM249 200H250V201H249ZM145 201H146V200H145ZM145 201H144V203H145ZM194 201H195V203H194ZM206 201H207V202H206ZM225 201H226V202H225ZM148 202H149V201H148ZM163 202H165V201L163 200ZM168 202H169V203H168ZM177 202H178V203H177ZM205 202H206V203H205ZM220 202L223 203V204L221 205ZM236 202H238V203H236ZM245 202L247 203V205H245ZM258 202H259V204H258ZM176 203H177V205H175ZM198 203H199V205H198ZM228 203H230V204H228ZM239 203H240V204L242 203V204H241L242 206L245 205V206H243V207H246L248 210H247L246 208H242V207H240V204H239ZM250 203H251V202H250ZM262 203H263V204H262ZM161 204H163V203H161ZM191 204H192V205H191ZM208 204H210V202H209ZM226 204L231 205V206H230V209H231L232 206L234 207V205H232V204H235V205L237 206V208H238V206H239V208H238V209L235 208L236 210H234V209L232 208V209L230 210V212H229V211H227L229 208H223V209L221 208V206H222V207H224V205L227 206ZM261 204H262V205H261ZM174 205H175V206H174ZM193 205H194V207H193ZM218 205H219V207H218ZM260 205H261V206H260ZM146 206H148V207L151 208V206H149V203H148V205H147V202H146ZM157 206H159V207H157ZM198 206L201 207V209H204V210H203V211H201V209L196 210L197 208H199ZM207 206H208V207H207ZM258 206H259V207H258ZM152 207H153V206H152ZM156 207H157V211H155V210H156V209H155ZM186 207H187V205H186ZM186 207H185V208H186ZM227 207H229V206H227ZM150 208H149V209H150ZM185 208H184V209H185ZM192 208H193V209H192ZM210 208H211V209L213 208L212 211H214V212L212 213V211H211V214L209 213V214H210V216H209V215H208V210H211ZM219 208H221L222 210H219ZM240 208H241V209H240ZM255 208H257V210H256ZM149 209H148V210H149ZM194 209H195V210H194ZM224 209H227L226 212H225V211L223 212ZM242 209H243V210H242ZM244 209L246 210V212H245L246 214L244 213V211H245ZM252 209H253V210H252ZM254 209H255V210H254ZM179 210H178V211H179ZM232 210H233V211H232ZM149 211H150V210H149ZM185 211H186V209H185ZM196 211H200V213H201V212H202V213H203V212L205 213V212L207 211V213H206L205 215H201V214L199 215V212H198V213H195ZM217 211H218V212H217ZM219 211H222V212H219ZM241 211H242V212H241ZM163 212H164V211H163ZM163 212H162V213H163ZM209 212H210V211H209ZM252 212H253V213H252ZM254 212H255V213H254ZM260 212H261V213H260ZM262 212H263V213H262ZM189 213L191 214V216L189 215ZM192 213H193V214H192ZM221 213H222V214H221ZM228 213H229V214H228ZM235 213H236V214H235ZM258 213H260V214H258ZM166 214H165V216H167ZM169 214H171V215H169ZM212 214H213V215H212ZM257 214H258V216L260 215V216H259V218L261 217L260 219L258 218ZM262 214H263V215H262ZM157 215H158V216H157ZM173 215H172V216H173ZM192 215H193L194 217H193ZM207 215H208V216H207ZM237 215H238V216H237ZM240 215H241V216H240ZM246 215H247V216H246ZM249 215H250V216H249ZM153 216H154V215H153ZM179 216H180V215H179ZM186 216H187V218H185ZM189 216H190V217H189ZM200 216H202V217H200ZM203 216H204V217H203ZM213 216H214V217H213ZM262 216H263V217H262ZM160 217H161V218H160ZM163 217H164L165 219H164ZM210 217H211V218H210ZM251 217H252V218H251ZM255 217L258 218V219H256L257 221H258V220H260V221L257 222V221L255 220ZM162 218L164 219V221H166L165 223H164V221L161 220ZM204 218H205V219H204ZM219 218H220V219H219ZM230 218H231V219H230ZM199 219H200V221H199ZM215 219H216V220H215ZM151 220H152V221H151ZM214 220H215V221H214ZM219 220H220V221H219ZM234 220H235V221H234ZM261 220H262V221H261ZM158 221H159V222L161 221V222L159 223ZM168 221H169V220H168ZM170 221H169V222H170ZM201 221H204L205 223H204V222H201ZM218 221H219V222H218ZM247 221H249V222L252 221L253 223L251 222V223H252V224H251V223H249V222H247ZM254 221H255V222H254ZM225 222L228 224L227 229H226V225H227V224L224 225ZM230 222H233V223H234V224L232 223V226H235L234 228H237V229L240 228V229H238V230H240L241 232H240V231H239V232L236 231L237 236H238L239 233H240L239 236H241V233H242V235H244L245 237L247 236V237H246L247 239L241 236V237L243 238V241H242V239L240 240L238 237H237V239H236V237H235V239L233 238L234 241H233V239L231 240L232 237L236 236V234L234 235V233H235L234 230H236V229H234V228L232 229V226H231V225L229 226V224H231ZM246 222H247V223H246ZM256 222H257V223H256ZM149 223L147 224L148 226H145V225H144V228H145V227L147 228V230H146V228H145L144 230L149 231V230H150V226H153L152 228H154V225H151V224H149ZM158 223H159V224H158ZM214 223H216V224H214ZM220 223H221L222 225H221ZM243 223H244V224L246 223L247 225H248V224H251V225H249V226L246 225V227H245V229H246L247 227L250 229V230H249L248 228L246 229V231H247V230L249 231V237H248V231L246 232L247 235H245V229H244V227H243V226H244ZM255 223H256V224H255ZM145 224H146V223H145ZM152 224H153V223H152ZM164 224H165V225H164ZM219 224H220L221 226H220ZM236 224H240V227H237ZM241 224H243V225L241 226ZM195 225H196V226H195ZM213 225H214V226H213ZM253 225H256V227H255V226L253 227ZM183 226H184V227H183ZM211 226H213L215 229H220V230L222 229V230H223V233H225V232H226V233L228 232L229 234L232 233V237H231V235L228 234V238L230 237V241L227 239V237H226L227 234H226V233H225L223 236H225V239H226L227 241H229L232 245H233L234 243H236V244L238 243V244H239V241H241V243H243V244H242L243 248H245L246 246H250V243H249V242H250L252 239H254V237L258 234V230H259V229H261V230H259V235L261 236V238H259L260 236L257 235V237H256L257 239H254L253 241H251V245H252V246H250L251 248H250V247L247 248L248 251H245L246 248L244 249V252H243V248L239 250V248H241V243L239 244V248H238V246H237V249H238V250H236V248L234 247L235 244L232 246L230 243H227V241H226L225 243H226L228 246L230 245V246H229L230 248H232V247H233V248H232V249H230V248L228 249L227 245L224 244V246H225L226 249H228V250H221V249H220L221 247H218L217 245L220 246V244H222V245H221V246L223 247L222 249H224V246H223V243H224V242H223V241H225V239H224V237L222 236L223 233L221 234V236H222L221 238H220L219 235H214V234H212V233L215 232V230H214V232H212L213 230H211V229H213V227H211ZM216 226H218V227L220 226V228H218V227H216ZM223 226H225V228H223ZM238 226H239V225H238ZM251 226H252V227H251ZM148 227H149V228H148ZM193 227H194V228H193ZM196 227H197V228H196ZM200 227H201V228H200ZM202 227H203L205 230H204ZM228 227H229V228H228ZM241 227L243 228L244 231L241 229ZM261 227H263V230H262ZM136 228L139 229V227H136ZM255 228H257V230H256ZM137 229H136L135 231L138 233ZM159 229H160V230H159ZM178 229H180V230H178ZM194 229H195V230H194ZM198 229H199V230H198ZM209 229H210V230H209ZM140 230H141V227H140ZM187 230H188V231H187ZM197 230H198V231H197ZM220 230H218V231H220ZM228 230H230L231 233H230ZM232 230H233V232H232ZM252 230L255 231V236L251 239V237H252L253 234H254V232H253V233H250V231L252 232ZM135 231H133V232H135ZM167 231H168V232H167ZM178 231H180V232H178ZM184 231H185V232H184ZM195 231H196V232H195ZM141 232H142V231H141ZM150 232H151V231H150ZM162 232H163V233H162ZM237 232H238V233H237ZM167 233H168V234H169V233H173V234H172V235H170V234L167 235ZM176 233H175V234H176ZM218 233H219V232H218ZM218 233L215 232V234H218ZM220 233H221V231H220ZM220 233H219V234H220ZM243 233H244V234H243ZM256 233H257V234H256ZM133 234H136V233H133ZM149 234H150V233H149ZM151 234H152V233H151ZM175 234H174V235H175ZM181 234H182V235H181ZM191 234H192V235H191ZM206 234H207V235H206ZM262 234H264V232H263ZM139 235L142 236L141 233H139L138 236H139ZM210 235H214V237H212V236H210ZM233 235H234V236H233ZM136 236H137V234H136ZM136 236H135V237H136ZM165 236H169V238H166V239H165ZM170 236H171V237H170ZM177 236H179L180 238H183V239H181V242H182L183 245H181L180 243H178V241L180 242V240H179V238H178ZM181 236H182V237H181ZM209 236H210V237H209ZM215 236H219L218 238H220V240H221V239H224V240H221L222 242L220 243L219 240H217V237H215ZM250 236H251V237H250ZM262 236H263V237H262ZM176 237H177V238H176ZM196 237H197V238H196ZM185 238H187V239L189 240V242H187V241H188L187 239H186V241H185V240H184ZM202 238H203V239H202ZM206 238H207L208 240H207ZM210 238H211V239H210ZM215 238H216V239H215ZM249 238H250V241H249ZM258 238H259V239H258ZM171 239H173V238H171ZM191 239H192V240H191ZM213 239H214V240H213ZM177 240H178V241H177ZM205 240H206V241H205ZM215 240H216L217 243H218L217 245H214V241H215ZM236 240H238V242H237ZM247 240L249 241V242H248V245H247V244H244V243H247ZM184 241H185V243H184ZM216 241H215V242H216ZM231 241H233V243H232ZM235 241H236V242H235ZM244 241H245V242H244ZM190 242H191V244H192V242H193V245H190ZM195 242H196V243H195ZM212 242H213V243H212ZM252 242L255 243L257 246H256L255 244H254V246H253ZM165 243H166V242H165ZM203 243H204V244H203ZM207 243H208L209 245H208ZM163 244H164V241H163ZM163 244H162V245H163ZM172 244H173V246H172ZM157 245H158L159 247H157ZM162 245H161V246H162ZM174 245H175V246H174ZM176 245H177L178 247H177ZM184 245H188V246L190 245V246L188 247V246H184ZM213 245H214V246H213ZM211 246H212V247H211ZM215 246H217V248H216ZM244 246H245V247H244ZM179 247H180V248H179ZM183 247H184L185 249H184ZM210 247H211L212 250L210 249ZM252 247H253V248H252ZM257 247H259V248L261 247V250L256 249V250H255L256 254H255L254 251H250L251 249L253 250L254 248H257ZM157 248H159V249H157ZM178 248H179V249H178ZM197 248H198V247H197ZM205 248H207V251H208V252L205 251V250H206ZM177 249H178V251H177ZM201 249H203L204 251H202ZM214 249H216V250H214ZM151 250H150V252H151ZM167 250H169V252H168ZM171 250H172V251H171ZM196 250H197V252H198V249H196ZM196 250H195V251H196ZM209 250H211V251H209ZM232 250H233V251H232ZM164 251H167V253H165ZM226 251H227V252L229 251V252L227 253ZM153 252H154V253H153ZM173 252H174V253H173ZM175 252H177V253H175ZM203 252H204V253H203ZM206 252H207L208 254H207ZM210 252L212 253V256H211L212 258L210 257V255H211ZM230 252H231V253H230ZM253 252H254V253H253ZM146 253H145V254H146ZM163 253H164V254H163ZM172 253L176 255V258L173 257L174 255H173ZM194 253H195V254H194ZM200 253H202V254H205V253H206V255H204V257H203ZM214 253H215V254H214ZM229 253H230L231 255H230ZM239 253H240L241 255H240ZM247 253H248V254H247ZM187 254L191 256V257L189 256V259H187V257H188ZM209 254H210V255H209ZM217 254H218V255H217ZM235 254H237V255H235ZM254 254H255V255H254ZM257 254H258V255H257ZM170 255H172V256H170ZM200 255H201L202 257H201ZM219 255H220V256H219ZM225 255L228 256V257H226ZM238 255H239V256H238ZM243 255H244V256H243ZM259 255H260V256H259ZM262 255H263V256H262ZM216 256H217V257H216ZM222 256H223V257H222ZM231 256H232V257H231ZM234 256H236V258H235ZM247 256H249V258H248ZM254 256H255V257H254ZM256 256H257L258 258H257ZM162 257H163L164 259H162ZM206 257H207V258H206ZM238 257H239V258H238ZM251 257H252V258H251ZM154 258H155V259H154ZM173 258H175V259H173ZM178 258L180 259L179 256H178ZM182 258H181V259H182ZM222 258H223V259H222ZM234 258H235V259H234ZM247 258H248V260H247ZM160 259L158 260L159 263H158L157 260H156L157 262L155 261V263H156V264H157V263H158V264H161L162 261H160ZM181 259H180L179 261H181ZM224 259H225V260H224ZM229 259H230V260H233V261H230ZM242 259H243V260H247V261L244 262ZM167 260H170V259H167ZM172 260H170V261H172ZM176 260L178 261V259H176ZM211 260H212V261H211ZM227 260L230 261V262H228ZM235 260H237V261H235ZM249 260H250V261H249ZM177 261H176V263H175V261H172V263H173V262H174L175 264H180V263H181V262L179 263V262H177ZM209 261H210V262H209ZM226 261H227V262H226ZM259 261H260V262H259ZM160 262H161V263H160ZM167 262H168V261H165V264H172L171 262H168V263H167ZM183 262H184V263H183ZM215 262H216V263H215ZM241 262H243V263H241ZM250 262H251V263H250ZM257 262H256V264H258ZM155 263H154V264H155ZM152 264H153V263H152ZM254 264H255V263H254Z\"/></svg>",
	"mask_w": 264,
	"mask_h": 264
}]
</instances>
